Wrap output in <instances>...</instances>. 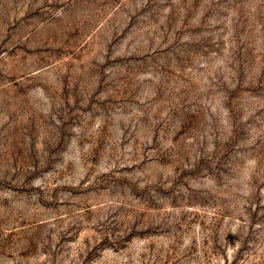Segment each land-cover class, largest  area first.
I'll use <instances>...</instances> for the list:
<instances>
[{"label": "rangeland", "instance_id": "374dc122", "mask_svg": "<svg viewBox=\"0 0 264 264\" xmlns=\"http://www.w3.org/2000/svg\"><path fill=\"white\" fill-rule=\"evenodd\" d=\"M0 264H264V0H0Z\"/></svg>", "mask_w": 264, "mask_h": 264}]
</instances>
